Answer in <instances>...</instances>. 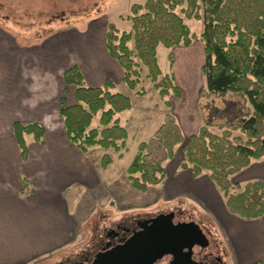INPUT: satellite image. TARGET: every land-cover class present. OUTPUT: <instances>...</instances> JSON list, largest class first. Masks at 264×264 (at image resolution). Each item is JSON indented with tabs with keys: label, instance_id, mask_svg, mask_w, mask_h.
I'll return each instance as SVG.
<instances>
[{
	"label": "rangeland",
	"instance_id": "rangeland-1",
	"mask_svg": "<svg viewBox=\"0 0 264 264\" xmlns=\"http://www.w3.org/2000/svg\"><path fill=\"white\" fill-rule=\"evenodd\" d=\"M144 1L0 0V27L13 32L15 38L13 48L17 50L14 53L17 60L14 67L18 80L10 89L6 85L0 86V95L10 96V99L0 100V111H11L12 117L22 122H41L46 128V143L44 146L36 144L32 136H27L32 157L61 156L63 161L64 157H75L79 174V181L69 188L66 195L78 218L77 239L30 264L78 260L84 254L93 252L106 233L119 223L133 224L137 217L160 214H173L179 222L194 224L205 239L195 248L197 253L206 250L210 241L219 245L221 254L227 252L231 255V250L236 249L237 242L232 240L230 222L234 216L226 208L224 198L208 173L197 180L190 170L180 169L184 156L182 147H179L173 160L166 162L167 176L159 185L141 191L134 188L129 180L127 169L139 144L153 136L168 112L177 111L182 116L187 114L184 125L190 131L185 133L181 128L188 138L190 132H197L206 119L217 120L223 113L230 112L233 116L244 110V101L238 96H201L206 87L202 71L205 62L202 42L189 47L159 48L162 69L165 72L173 70L178 86L181 81L187 84L183 85L185 91L182 89L181 97L171 96L172 106L165 104L153 82L146 77L147 70L141 84L146 88L145 94L137 95L123 83V71L118 67V70L114 69L116 62L106 48L107 24L111 21L120 29L130 28L131 22L122 19L121 15L127 14L132 4ZM185 21L193 33H202V20L185 18ZM43 38L41 44H35ZM9 44V40L0 37L3 53ZM171 53L175 63L173 68L170 66ZM73 64L81 67L90 85L100 86L110 78L115 82L116 90L131 97L133 107L120 114L121 123L128 131L126 146L121 151L93 146L83 153L69 141L59 113V98L66 97L68 105L76 103L75 86H68L63 79V71ZM195 84V90H187L189 85ZM97 122L98 117L93 126ZM106 153L112 156L113 161L103 167L102 157ZM62 166L67 165L63 162ZM242 173L234 176L233 181L241 182ZM206 183L210 185L206 187L207 192L203 187ZM259 219L261 226L258 232L244 231L239 237L237 248L244 251L243 255L248 254V263L243 256L241 264H252L261 259L262 254L264 256V217Z\"/></svg>",
	"mask_w": 264,
	"mask_h": 264
},
{
	"label": "trees",
	"instance_id": "trees-1",
	"mask_svg": "<svg viewBox=\"0 0 264 264\" xmlns=\"http://www.w3.org/2000/svg\"><path fill=\"white\" fill-rule=\"evenodd\" d=\"M121 17L131 27L120 29L109 21L106 48L123 71V83L137 95L146 93L141 84L147 70L146 77L165 104L172 106L171 96L181 97L182 89L173 70L162 69L159 48L202 42L206 87L201 96H238L244 101L240 113L206 119L188 138L176 115L168 112L153 136L138 146L127 169L132 186L147 191L162 183L167 176L166 162L182 147L180 169L190 170L195 179L208 173L229 212L245 219L264 217V180L233 181L253 162H264V0H145L132 4ZM185 18L202 20V33H193ZM169 57L173 68V54ZM63 79L75 86L74 105H68L66 97L59 98L69 141L83 153L93 146L124 149L128 131L120 114L133 107L131 97L116 90L110 78L100 86L90 85L78 64L65 69ZM13 132L24 159L29 156L27 136L45 142L46 129L39 121H15ZM112 161L106 153L102 166ZM22 182L23 194L32 193L31 183L26 178ZM254 264H264V257Z\"/></svg>",
	"mask_w": 264,
	"mask_h": 264
},
{
	"label": "crops",
	"instance_id": "crops-1",
	"mask_svg": "<svg viewBox=\"0 0 264 264\" xmlns=\"http://www.w3.org/2000/svg\"><path fill=\"white\" fill-rule=\"evenodd\" d=\"M0 37L9 40L10 43L4 53L0 49V58L6 55L4 59H0V86L6 85L7 89H10L18 82L14 67V62L17 60L14 54L16 49L13 48L15 38L13 32L2 27H0ZM44 39L35 44H41ZM201 50L205 58L204 48ZM115 62L114 69L118 67L122 71L118 62L116 60ZM84 75L89 83L88 77L85 73ZM179 83L184 90L183 85L187 84L182 81ZM195 89L196 84L187 88L188 91ZM4 98L10 99V96L0 95V100ZM172 112L178 118L184 132L190 131L189 127L184 125L187 114L182 116L177 111ZM9 120L11 122L8 125ZM15 121L21 120L14 119L11 111H0V264H30L65 248L77 239L79 227L77 215L71 209L66 197L69 188L79 181L76 169L77 158L64 157L65 161L61 156L36 159L31 155L30 140L27 138L29 156L24 159L13 132ZM194 133L196 130L190 132V135ZM33 142L42 146L46 143L41 144L34 140ZM63 162L67 166L63 167ZM241 172H243L241 182L264 180V162L255 161ZM23 178L33 186L32 193L23 194ZM200 179L202 178H197ZM80 182L84 181L80 180ZM207 185L209 184H203V187L206 189ZM207 191L209 190L206 189ZM232 215L234 216L230 219L232 240L235 239L239 247L240 235L244 234V231L258 232L261 226L260 219H245ZM237 246L235 245V252L245 256L248 263V254L243 255V250L238 249ZM263 257L262 254L261 258ZM255 262L253 261L252 264Z\"/></svg>",
	"mask_w": 264,
	"mask_h": 264
},
{
	"label": "water",
	"instance_id": "water-1",
	"mask_svg": "<svg viewBox=\"0 0 264 264\" xmlns=\"http://www.w3.org/2000/svg\"><path fill=\"white\" fill-rule=\"evenodd\" d=\"M141 226L124 244L96 254L92 264H154L168 253L174 255L172 264H197L192 252L205 239L193 223L179 222L173 214H160Z\"/></svg>",
	"mask_w": 264,
	"mask_h": 264
},
{
	"label": "flooded vegetation",
	"instance_id": "flooded-vegetation-1",
	"mask_svg": "<svg viewBox=\"0 0 264 264\" xmlns=\"http://www.w3.org/2000/svg\"><path fill=\"white\" fill-rule=\"evenodd\" d=\"M155 217L156 215L146 218L137 217V221L133 224L119 223L116 228L111 229L106 233L104 239L98 243L96 246L97 248L93 252L84 254L83 257L78 260L70 262H64L62 260L57 264H92L96 254L105 250H109L117 245L124 244L134 232L142 229V222L148 220L151 222ZM206 234L209 235L210 233L207 232ZM231 248L234 249L232 246ZM220 250L221 248L217 243L210 241V244L207 246L206 250L201 251V253H197V251L192 252V258L197 264H241V260L243 261V256L238 252H235V249L231 250L232 257L231 255H228L227 252L226 254H221ZM185 251H189V248H186ZM173 259L174 255L168 253L158 258L154 264H172Z\"/></svg>",
	"mask_w": 264,
	"mask_h": 264
}]
</instances>
